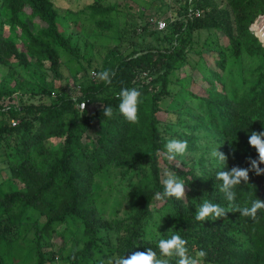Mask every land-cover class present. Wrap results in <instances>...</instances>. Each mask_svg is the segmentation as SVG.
I'll return each mask as SVG.
<instances>
[{
	"label": "trees",
	"instance_id": "1",
	"mask_svg": "<svg viewBox=\"0 0 264 264\" xmlns=\"http://www.w3.org/2000/svg\"><path fill=\"white\" fill-rule=\"evenodd\" d=\"M221 2L170 4L159 30L128 2L92 0L74 12L56 0H0V264H104L147 248L159 257L158 241L177 233L199 264H264V209L253 220L229 208L216 179L258 159L248 140L264 132V43L252 28L264 0ZM196 44L218 56L219 71L205 68L206 95L178 77L191 52L202 55ZM104 70L115 74L111 84L91 74ZM123 88L141 92L138 124L119 111ZM170 139L188 145L171 163ZM169 174L184 181V199H155ZM249 177L236 188L240 206L264 201V175ZM204 200L227 215L197 221Z\"/></svg>",
	"mask_w": 264,
	"mask_h": 264
},
{
	"label": "clouds",
	"instance_id": "2",
	"mask_svg": "<svg viewBox=\"0 0 264 264\" xmlns=\"http://www.w3.org/2000/svg\"><path fill=\"white\" fill-rule=\"evenodd\" d=\"M99 80L106 84H111L112 77L115 75L110 70H104L100 73H91ZM120 99L119 111L130 124L139 123V103L141 92L136 88H123L118 94ZM104 117L111 118L113 109L111 106L103 107ZM248 143L258 153V159H249L250 168L233 167L231 170H222L216 173V179L222 181L220 191L224 194L226 200L229 202V208L239 212L244 217H250L257 220V213L259 210L264 209V201L260 199L252 200L250 206H240L236 203L237 199V186H241L242 182L247 184L249 182V172H255L257 176L264 175V169L260 167L264 164V132H252ZM187 141L177 139H170L165 144L166 151L163 156L170 163L175 161L177 156H183L187 150ZM159 156L160 153L157 152ZM212 156L217 159L220 164L227 162L228 157L221 153L219 150L212 152ZM163 193L157 192L155 199L160 200L163 198H176L182 200L186 196L185 183L175 175L169 174L163 181ZM227 209L218 204L211 203L204 200L202 205L197 207L195 219L197 221H207L209 218L218 220L227 215ZM158 248L160 256L151 248L145 251H133L131 255L113 256L107 259L104 264H171L175 260L176 264H199L197 258L189 255L187 248V241L183 239L178 233L171 235L167 239H160L158 241ZM197 257L203 258L206 256L204 251L196 254Z\"/></svg>",
	"mask_w": 264,
	"mask_h": 264
},
{
	"label": "rangeland",
	"instance_id": "3",
	"mask_svg": "<svg viewBox=\"0 0 264 264\" xmlns=\"http://www.w3.org/2000/svg\"><path fill=\"white\" fill-rule=\"evenodd\" d=\"M92 0H56V6L61 10V11H65V10H71L74 12H77L81 9L83 3L88 4L91 3ZM114 1H117L118 3H126L128 2L129 5H132L133 7H135V10L133 11L134 13H138V14H142L144 13L145 16H147V18L149 17H153L154 19H156V21H164L167 23L168 19L170 18L171 14H172V9H171V5L172 6H176V5H183L185 0H173L170 4H167L166 1H171V0H109V3H112ZM222 1L221 5L223 7L226 6V0H219ZM144 3L148 4L150 6V9H146V7H144ZM137 9V10H136ZM29 23V21H27ZM31 28L33 29V25H31V23H29ZM156 27V24L155 26ZM253 33L258 36L260 38V40L264 43V18H260L257 20V22L255 23V25L252 28ZM207 33L203 32L201 34V42H204V40L207 37ZM222 38L220 39V41L222 42ZM195 50H201L202 51V55L199 56L196 52H191L190 56H189V62L188 64H186L179 72H178V77L179 78H191L193 83L191 85V90L194 91V93H196L197 95H206L205 89H207L208 82L205 81L204 77L206 76L205 68H211L214 69L216 71H219V68L216 65V59L218 58L217 54L214 52H210L208 50H202L201 49V44L195 46ZM199 63V67H196L197 64ZM72 71H75L77 69L76 65H73L72 67ZM198 68V69H197ZM62 72L64 73V75L66 77H69V79L67 80V84L71 85L72 89L75 90H79L80 89V83H74L73 79L70 78V69L63 67ZM62 83H58V85H61ZM30 89H34L36 90V88H34V86H32ZM71 89V90H72ZM180 88L177 85H172L170 87V91L171 94H176L177 92H179ZM23 101L26 103H35V104H39L42 100L40 97H37L35 99H31L29 95H26L23 97ZM170 102V99L167 98L166 101L163 103V105L166 107L168 106V103ZM46 103H50V101H46ZM175 104V103H174ZM161 119H163V121H166L169 119V115L166 113H162L161 115ZM55 145L62 143L63 141L58 140V141H54ZM202 152H198L195 153L193 155H191L192 157V165L196 164L199 160V155H201Z\"/></svg>",
	"mask_w": 264,
	"mask_h": 264
},
{
	"label": "built area",
	"instance_id": "4",
	"mask_svg": "<svg viewBox=\"0 0 264 264\" xmlns=\"http://www.w3.org/2000/svg\"><path fill=\"white\" fill-rule=\"evenodd\" d=\"M190 1H192V0H190ZM195 15L197 17H201L202 13L200 11H196ZM153 22H154V24H156V27H158L159 30H164L166 28V26H167V23L164 22V21H158L157 22V21L154 20ZM80 108L84 110L86 108V104H84V103L81 104Z\"/></svg>",
	"mask_w": 264,
	"mask_h": 264
}]
</instances>
